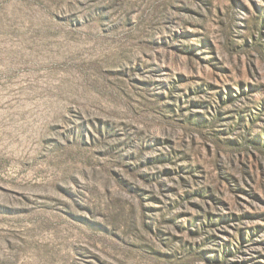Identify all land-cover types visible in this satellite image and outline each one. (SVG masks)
<instances>
[{
	"label": "rangeland",
	"instance_id": "374dc122",
	"mask_svg": "<svg viewBox=\"0 0 264 264\" xmlns=\"http://www.w3.org/2000/svg\"><path fill=\"white\" fill-rule=\"evenodd\" d=\"M0 264H264V0H0Z\"/></svg>",
	"mask_w": 264,
	"mask_h": 264
}]
</instances>
